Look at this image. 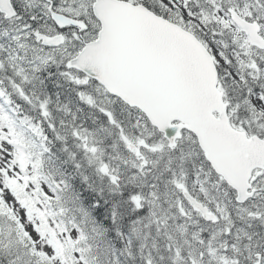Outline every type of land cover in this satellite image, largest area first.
Here are the masks:
<instances>
[{
  "label": "snow or ice",
  "instance_id": "6c2138e0",
  "mask_svg": "<svg viewBox=\"0 0 264 264\" xmlns=\"http://www.w3.org/2000/svg\"><path fill=\"white\" fill-rule=\"evenodd\" d=\"M0 264H264V0H0Z\"/></svg>",
  "mask_w": 264,
  "mask_h": 264
}]
</instances>
